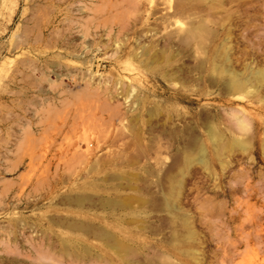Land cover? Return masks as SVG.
<instances>
[{"label":"rangeland","instance_id":"1","mask_svg":"<svg viewBox=\"0 0 264 264\" xmlns=\"http://www.w3.org/2000/svg\"><path fill=\"white\" fill-rule=\"evenodd\" d=\"M0 264H264V0H0Z\"/></svg>","mask_w":264,"mask_h":264}]
</instances>
